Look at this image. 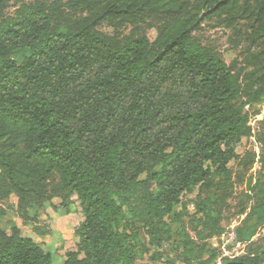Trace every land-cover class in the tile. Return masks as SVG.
Here are the masks:
<instances>
[{
  "label": "trees",
  "instance_id": "1",
  "mask_svg": "<svg viewBox=\"0 0 264 264\" xmlns=\"http://www.w3.org/2000/svg\"><path fill=\"white\" fill-rule=\"evenodd\" d=\"M214 18L242 30L248 70L194 36ZM257 104L264 0H0V203L15 196L23 218L31 206L69 213L77 203V241L61 264H136L126 211L154 246L170 240L169 217L189 218L202 241L218 234L210 194L230 185L235 145L251 134L245 106ZM252 190L236 230L248 248L222 264H264L249 244L264 223V185ZM180 238L197 258L194 240ZM0 264L52 262L0 226Z\"/></svg>",
  "mask_w": 264,
  "mask_h": 264
},
{
  "label": "rangeland",
  "instance_id": "2",
  "mask_svg": "<svg viewBox=\"0 0 264 264\" xmlns=\"http://www.w3.org/2000/svg\"><path fill=\"white\" fill-rule=\"evenodd\" d=\"M18 6L12 3L8 12ZM150 35L153 36L154 32L150 31ZM194 36L212 48L235 71L249 69L245 64L247 43L242 38V30L238 32L214 18L203 21ZM245 110L249 113L251 134L235 145L237 157L229 163L230 185L223 190L214 187L210 194L216 207L215 216L220 219L221 231L202 241L196 236L194 224L189 218L184 217L176 222L169 217L167 221L172 226L170 240L161 246H154L126 211L120 227L133 234L129 248L136 264H222L224 256L232 257L246 252L248 244L236 241V230L243 225L253 203L252 187L258 181L264 185V104L246 105ZM196 193L195 190L186 194L183 200L193 199ZM54 202L57 203L56 200ZM179 210L180 206H177L175 212ZM193 211L192 206L190 212ZM0 212L1 228L8 231L15 227L22 236L39 242L50 253L52 264H61L65 252L74 248L77 241L74 229L82 218L77 203L69 213L59 206L57 210L48 205L31 206L28 208V218H23L16 209V197L12 195L9 200L0 203ZM184 232L196 244L195 259L181 252L180 237ZM249 244L256 251H264V223L257 227Z\"/></svg>",
  "mask_w": 264,
  "mask_h": 264
}]
</instances>
